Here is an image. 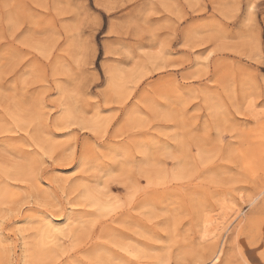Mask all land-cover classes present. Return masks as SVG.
<instances>
[{"label":"rangeland","instance_id":"rangeland-1","mask_svg":"<svg viewBox=\"0 0 264 264\" xmlns=\"http://www.w3.org/2000/svg\"><path fill=\"white\" fill-rule=\"evenodd\" d=\"M262 128L264 0H0V264H264Z\"/></svg>","mask_w":264,"mask_h":264},{"label":"bare ground","instance_id":"bare-ground-1","mask_svg":"<svg viewBox=\"0 0 264 264\" xmlns=\"http://www.w3.org/2000/svg\"><path fill=\"white\" fill-rule=\"evenodd\" d=\"M61 37V36H60ZM59 39V38H58ZM57 42V41H56ZM80 55V54H79ZM81 59V58H80ZM79 61V60H78ZM67 70V69H66ZM67 75V74H66ZM141 76V75H140ZM23 78V77H22ZM127 79V78H126ZM172 80V79H171ZM109 81V80H108ZM113 81V80H112ZM115 81V80H114ZM114 81H113V83H114ZM130 81H132V80H130ZM116 83H117V81H116ZM128 83V82H127ZM110 84V83H109ZM134 84H135V82H134ZM113 86V85H112ZM115 86V85H114ZM125 86V85H124ZM116 87V86H115ZM114 87V88H115ZM183 87V86H182ZM134 88V87H133ZM23 90V89H22ZM66 90V89H65ZM118 90H120L119 88H118ZM124 90V89H123ZM24 91V90H23ZM63 91V90H62ZM69 92V91H68ZM67 92V93H68ZM64 93V92H63ZM120 93H122V92H120ZM123 93H124V91H123ZM122 93V94H123ZM127 96H128V93H127ZM123 97V96H122ZM38 99V98H37ZM56 99V98H55ZM122 100V99H121ZM34 101H36V100H34ZM59 101V100H58ZM31 106V105H30ZM32 108V107H31ZM60 108V107H59ZM73 110V109H72ZM72 110L70 109V108H67V109H65V112H64V114H63V118L65 119V120H67L68 122L69 121H74V122H77L78 120H79V118L81 117H79L78 116V118H77V114L75 115V113H73L72 112ZM44 112V111H43ZM35 113V112H34ZM38 115V114H37ZM46 115V114H45ZM19 116V115H18ZM98 117V116H97ZM84 118V117H83ZM34 120H36V119H34ZM32 121V120H31ZM80 121V120H79ZM78 121V122H79ZM84 121V120H83ZM82 121V122H83ZM212 121V120H211ZM224 121V120H223ZM81 122V121H80ZM79 122V123H80ZM85 123H82V124H85L86 125V121H84ZM226 122V121H225ZM106 123V122H105ZM21 124V123H20ZM87 124H88V122H87ZM90 125V124H89ZM262 126V125H261ZM259 128V127H258ZM96 129V128H95ZM10 133V132H9ZM262 133H264V128H262L261 129V131L258 133V131L256 132V135H254L255 136V138L257 139V138H259V139H261L262 137H263V135H262ZM261 135H262V137H261ZM261 137V138H260ZM9 138V137H8ZM13 138V137H12ZM264 138V137H263ZM11 139V138H10ZM18 139V138H17ZM13 140V139H12ZM264 140V139H263ZM262 140V141H263ZM17 142V141H16ZM35 142V141H34ZM264 143V142H263ZM43 144V143H42ZM118 146V145H117ZM120 146V145H119ZM253 147V146H252ZM16 149V148H15ZM263 149V148H262ZM13 150V149H12ZM12 150H11V152H12ZM253 150V149H252ZM259 151H261V150H259ZM258 151V152H259ZM111 152V151H110ZM114 153H116V152H114ZM145 153V152H144ZM102 154V153H101ZM244 154V153H243ZM246 154V153H245ZM249 154H251V153H249ZM115 155V154H114ZM104 156V155H103ZM248 156V155H247ZM246 156V157H247ZM105 157V156H104ZM248 158V157H247ZM246 158V159H247ZM252 158V157H251ZM115 159V158H114ZM254 159V158H253ZM252 159H250V161H251ZM146 161V160H145ZM250 161L249 160H246V164H245V166L247 167V168H250V170H251V173L253 172V170H252V163H250ZM129 163V162H128ZM123 164V163H122ZM6 165V164H5ZM261 168V167H260ZM108 169V168H107ZM256 169V168H255ZM249 170V171H250ZM98 173V172H97ZM250 173V174H251ZM177 176V175H176ZM3 178V177H2ZM3 180V179H2ZM19 183V182H18ZM41 183H42V181H41ZM40 183V184H41ZM1 184H3V183H1ZM43 184V183H42ZM5 186V185H4ZM10 186V185H9ZM86 186V185H85ZM84 186V187H85ZM2 188V187H1ZM4 188V187H3ZM5 188H6V186H5ZM88 188L89 187H87V188H85V190H88ZM43 189H45V188H43ZM12 190V189H11ZM49 190V189H48ZM9 191V190H8ZM30 192V191H29ZM94 192V191H93ZM8 193V192H7ZM4 194H6V193H4ZM3 194V195H4ZM2 195V194H1ZM32 195V194H31ZM86 195H87V193H86ZM98 195V194H97ZM85 196V195H84ZM89 196V195H88ZM94 196V195H93ZM93 196H90V197H93ZM4 198L6 199L7 197L6 196H4ZM49 198V197H48ZM102 198H104V197H102ZM4 199V200H5ZM1 200H2V198H1ZM8 200V199H7ZM71 200V199H70ZM77 200V199H76ZM87 200V199H86ZM6 201V200H5ZM10 201V200H9ZM8 201V202H9ZM11 202V201H10ZM72 203V202H71ZM95 203H96V206H97V208L98 209H100V210H106L107 208H108V205L109 204H107V203H105V202H103V201H100V199H97L96 201H95ZM68 204V203H67ZM70 204V203H69ZM153 204V203H152ZM91 206V205H90ZM146 207V206H145ZM63 209V208H62ZM104 210V211H105ZM46 212V211H45ZM71 212V211H70ZM69 212V213H70ZM44 213V212H43ZM50 213V212H49ZM146 213V212H145ZM144 213V214H145ZM151 213V212H150ZM45 214V213H44ZM48 214V213H47ZM75 214V213H74ZM2 215V214H1ZM33 216V215H32ZM67 216V215H66ZM156 216V215H155ZM154 216V217H155ZM40 217V216H39ZM43 217H45V216H43ZM58 217V216H57ZM28 218V217H27ZM47 220H48V222L47 221H44V222H47L46 223V227H45V229L43 230V231H39V233H40V239L38 240L39 241V246H41V245H46L47 243L49 244L50 243V241L51 240H53V239H55V236H56V233L57 232H63V230H66V229H63L64 227H62V225H61V227H60V225L59 226H56L54 223H53V220H51L52 219V217H51V219L48 217V216H46L45 217ZM75 218V217H74ZM156 219V218H155ZM40 220V219H39ZM41 220H42V218H41ZM65 220V219H64ZM63 220V221H64ZM55 221V220H54ZM73 221V220H72ZM57 222V221H56ZM68 222H70L69 220H68ZM242 222V221H241ZM241 222L237 225V226H239L240 224H241ZM76 223V222H75ZM61 224V223H60ZM73 224V223H72ZM209 224V223H208ZM42 225V224H41ZM67 226H70V224H68ZM65 227H66V224H65ZM75 227H76V225H75ZM81 229V228H80ZM83 230V229H82ZM80 232H81V230H80ZM79 232V233H80ZM106 233V232H105ZM211 234V233H210ZM214 234V233H213ZM90 235V234H89ZM105 236V235H104ZM59 237V236H58ZM57 238V237H56ZM81 238V237H80ZM95 238V237H94ZM57 239H59V238H57ZM56 239V240H57ZM88 240H89V238H87ZM56 240H54V241H56ZM25 241V240H24ZM37 241V240H36ZM59 240H57V242H58ZM70 241V240H69ZM77 241V240H76ZM91 241V240H90ZM35 242V241H34ZM89 242V241H88ZM150 242V241H149ZM25 243V242H24ZM55 243V242H54ZM73 243V242H72ZM47 244V245H48ZM34 246H36V248H38V246L37 245H34ZM47 247V246H46ZM102 247V246H101ZM41 248V247H40ZM84 248V247H83ZM39 249V248H38ZM41 250V249H40ZM26 251V250H25ZM42 251V250H41ZM79 251H81L80 249H79ZM39 252V251H38ZM82 252V251H81ZM83 253V252H82ZM33 255V254H32ZM35 255V254H34ZM42 254H40V256H41ZM44 255V254H43ZM43 255H42V257H43ZM54 255V254H53ZM134 255H136V254H134ZM133 255V256H134ZM221 255H222V251H219V252H217L216 253V255L212 258V264H219L220 262H221ZM38 256H39V254H38ZM37 256V257H38ZM41 257V258H42ZM134 257H136V256H134ZM34 259V258H33ZM43 259V258H42ZM37 260V259H36ZM35 262H37V261H35ZM59 263V262H58ZM208 264V263H207Z\"/></svg>","mask_w":264,"mask_h":264},{"label":"snow or ice","instance_id":"snow-or-ice-1","mask_svg":"<svg viewBox=\"0 0 264 264\" xmlns=\"http://www.w3.org/2000/svg\"><path fill=\"white\" fill-rule=\"evenodd\" d=\"M5 6H7V5H5ZM157 55H159V52H157ZM208 55L211 56V55H212V52L209 51V52H208ZM189 178H190V177H189ZM44 206H46V205H41V207H44ZM90 238H91V237H89V239H90ZM77 247H79V243L73 245V246L69 249V251H75ZM113 247H117V246H116V245H113ZM120 251H128V250L121 248ZM65 255H67V253H65ZM128 255H129V256H133L134 254H133L132 252L128 251ZM259 255H260L261 259H264V249H262V250L260 251ZM109 262H110V264H127L126 261H122V260L119 259V258L112 259L111 256L109 257ZM20 264H24V262L21 261ZM65 264H70V262L66 260V261H65ZM72 264H78V262L73 261ZM162 264H163V262H162ZM246 264H250V262H246Z\"/></svg>","mask_w":264,"mask_h":264}]
</instances>
